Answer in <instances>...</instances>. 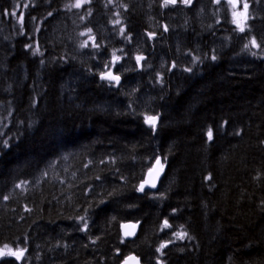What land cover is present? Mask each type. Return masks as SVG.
I'll return each instance as SVG.
<instances>
[{
	"label": "trees",
	"instance_id": "trees-1",
	"mask_svg": "<svg viewBox=\"0 0 264 264\" xmlns=\"http://www.w3.org/2000/svg\"><path fill=\"white\" fill-rule=\"evenodd\" d=\"M246 2L236 21L220 0H0V249L25 250L0 264H264V0Z\"/></svg>",
	"mask_w": 264,
	"mask_h": 264
},
{
	"label": "water",
	"instance_id": "water-1",
	"mask_svg": "<svg viewBox=\"0 0 264 264\" xmlns=\"http://www.w3.org/2000/svg\"><path fill=\"white\" fill-rule=\"evenodd\" d=\"M159 161V163H157ZM153 165L152 169L146 174L144 185L150 189H156L158 184V179L160 177V160H157ZM153 185H155L153 187ZM139 223L127 222L120 226V231L125 239H132L138 232ZM134 259H129V258ZM121 264H141L140 260L134 255L126 257Z\"/></svg>",
	"mask_w": 264,
	"mask_h": 264
},
{
	"label": "snow or ice",
	"instance_id": "snow-or-ice-1",
	"mask_svg": "<svg viewBox=\"0 0 264 264\" xmlns=\"http://www.w3.org/2000/svg\"><path fill=\"white\" fill-rule=\"evenodd\" d=\"M169 2H170V3H175L176 0H165V4H167V3H169ZM184 2H185V3H188V2H190V0H184ZM79 6H80L79 3H77V4L75 5V7H79ZM247 8H248V5H247V3H245V4H244V9L246 10ZM11 14H12V15H15V12H13V13H11ZM241 30L243 31V29H241ZM253 43H254V42H253ZM102 78H110V79H113V80H118V79H119V77L112 76L111 73H107L106 76H102ZM146 119H147V122H148L149 124L155 126L156 117H147ZM208 138H209V139L212 138V132H211V130H209V132H208ZM157 163H159V161H157ZM154 186H155V185H153V187H154ZM143 190H144V185L142 184V185L140 186V191H143ZM80 219L83 220L84 217H81ZM165 226H166V227L168 226L167 221H165ZM86 227H87V225L85 224V228H86ZM178 235H181V234H178ZM181 238H182V236H181ZM163 247H166V245H161V248H163ZM4 249H6V250H4ZM4 249H0V257L10 256V257H15L17 260L22 259L23 256H24V252H25L24 249H17V250H15V251H13L12 249H9L7 245L4 246ZM129 259H134V258H131V257H130Z\"/></svg>",
	"mask_w": 264,
	"mask_h": 264
},
{
	"label": "rangeland",
	"instance_id": "rangeland-1",
	"mask_svg": "<svg viewBox=\"0 0 264 264\" xmlns=\"http://www.w3.org/2000/svg\"><path fill=\"white\" fill-rule=\"evenodd\" d=\"M178 1L184 2V0H176V2H178ZM220 1H223V5L225 2L228 3V8H229L230 12L235 13L234 17H235L236 21H241V20H244L246 18L247 9L246 10L244 9V4L247 3L246 0H220ZM188 3H190V2H188ZM172 237H173V239H176L177 235L174 234ZM9 249H11V248H9ZM4 250H6V249H4ZM12 250L15 251L14 249H12ZM0 258H2V257H0Z\"/></svg>",
	"mask_w": 264,
	"mask_h": 264
}]
</instances>
